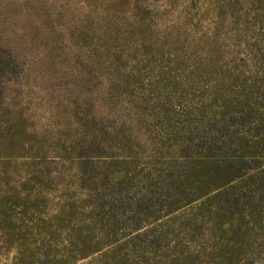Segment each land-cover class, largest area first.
<instances>
[{
  "label": "trees",
  "instance_id": "trees-1",
  "mask_svg": "<svg viewBox=\"0 0 264 264\" xmlns=\"http://www.w3.org/2000/svg\"><path fill=\"white\" fill-rule=\"evenodd\" d=\"M20 9L48 60L0 38V264L264 258V0Z\"/></svg>",
  "mask_w": 264,
  "mask_h": 264
},
{
  "label": "rangeland",
  "instance_id": "rangeland-1",
  "mask_svg": "<svg viewBox=\"0 0 264 264\" xmlns=\"http://www.w3.org/2000/svg\"><path fill=\"white\" fill-rule=\"evenodd\" d=\"M61 0H57L60 3ZM26 0H0V38L6 42L11 39L16 48L25 51L30 66H44L48 57L43 43L32 45L25 39L28 31L27 16L20 9ZM31 44V46H30ZM255 264H264V258Z\"/></svg>",
  "mask_w": 264,
  "mask_h": 264
}]
</instances>
